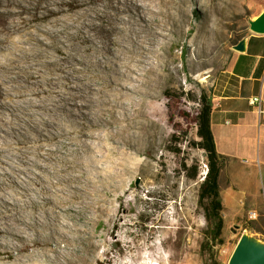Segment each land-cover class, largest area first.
<instances>
[{
  "label": "bare ground",
  "instance_id": "1",
  "mask_svg": "<svg viewBox=\"0 0 264 264\" xmlns=\"http://www.w3.org/2000/svg\"><path fill=\"white\" fill-rule=\"evenodd\" d=\"M101 1L0 0V68L15 81L0 97L17 118L0 145L16 158L0 173V251L12 257L0 264H64L50 246L61 239L65 264L86 261L91 241L75 217L123 180L126 104L161 22L149 0Z\"/></svg>",
  "mask_w": 264,
  "mask_h": 264
},
{
  "label": "rangeland",
  "instance_id": "2",
  "mask_svg": "<svg viewBox=\"0 0 264 264\" xmlns=\"http://www.w3.org/2000/svg\"><path fill=\"white\" fill-rule=\"evenodd\" d=\"M149 1L147 11L154 7L160 34L153 42L154 52L142 64L139 90L132 92L136 103L126 104L129 118L124 123L129 130L120 141L129 155L123 180L105 187L104 202L96 192L95 204L75 217L91 241L88 259L78 264H226L243 233L264 240V169L255 174L235 163L240 178L233 180V162L227 156L220 177L225 226L221 238L213 241L210 222L198 201L206 152L191 144L199 140L197 126L188 125L180 115L175 121L189 128L188 136L177 144L171 141L175 128L165 90L189 91L180 108L194 114L201 91L210 93L215 76L230 63L233 41L248 30L249 20L264 8V0ZM0 84L5 92L14 91L8 69L0 68ZM5 97H0V145L12 139L11 125L17 121ZM176 146L181 154L173 151ZM0 157L7 161L0 159V173L11 171L16 160L12 151L1 150ZM183 162L199 166L195 178L187 175ZM252 211L257 218H250ZM50 246L60 247L65 264L72 247L64 239L51 240ZM10 260L1 250L0 262Z\"/></svg>",
  "mask_w": 264,
  "mask_h": 264
},
{
  "label": "crops",
  "instance_id": "3",
  "mask_svg": "<svg viewBox=\"0 0 264 264\" xmlns=\"http://www.w3.org/2000/svg\"><path fill=\"white\" fill-rule=\"evenodd\" d=\"M263 11L264 8L253 19ZM243 38L245 50L232 51L229 65L215 76L209 93L216 146L233 162L230 165L233 180L240 178L235 163L255 174L264 169V118L249 103L252 96H261L264 103V33L249 29Z\"/></svg>",
  "mask_w": 264,
  "mask_h": 264
},
{
  "label": "trees",
  "instance_id": "4",
  "mask_svg": "<svg viewBox=\"0 0 264 264\" xmlns=\"http://www.w3.org/2000/svg\"><path fill=\"white\" fill-rule=\"evenodd\" d=\"M248 31L249 28L245 33L239 35L232 44L238 43ZM165 95L168 98L167 107L169 117L175 128L171 141L177 144L186 138L189 133L188 127L184 128L180 122L175 121L177 115H180L188 125L195 124L197 126L199 140H193L191 144L205 150L208 167V171L200 186L198 201L199 204L204 207L205 216L210 222L211 238L213 241L219 240L223 235L225 226V218L222 213L224 204L221 193L220 177L227 156L221 154L216 146L211 124L212 100L206 90L203 89L198 97L200 106L193 114L188 110L180 108V102L183 97L190 96L189 91L176 92L168 88L165 90ZM173 151L177 154L182 153V149L178 146L174 147ZM183 169L187 172V175L192 178H195L199 173V166L197 164L188 166L186 162H183ZM262 224H264V220ZM257 227L259 230L262 229V225H258ZM98 264H103V262H99Z\"/></svg>",
  "mask_w": 264,
  "mask_h": 264
},
{
  "label": "water",
  "instance_id": "5",
  "mask_svg": "<svg viewBox=\"0 0 264 264\" xmlns=\"http://www.w3.org/2000/svg\"><path fill=\"white\" fill-rule=\"evenodd\" d=\"M249 29L253 33H264V11L256 18L249 20ZM245 38H242L238 43L232 47L234 50H245ZM243 233L239 238L230 258L228 264H264V240L263 243H256L248 235ZM254 238H257L251 235ZM259 239V238H257Z\"/></svg>",
  "mask_w": 264,
  "mask_h": 264
},
{
  "label": "built area",
  "instance_id": "6",
  "mask_svg": "<svg viewBox=\"0 0 264 264\" xmlns=\"http://www.w3.org/2000/svg\"><path fill=\"white\" fill-rule=\"evenodd\" d=\"M249 103L252 105H255L257 107L258 111L260 112V114L264 118V103H263L262 97L261 96H252L249 98ZM207 171H208V167L206 166V170L203 174V179H204ZM249 216H250V218L255 219V218H257L258 213L256 211H252ZM226 264H228V263H226Z\"/></svg>",
  "mask_w": 264,
  "mask_h": 264
}]
</instances>
